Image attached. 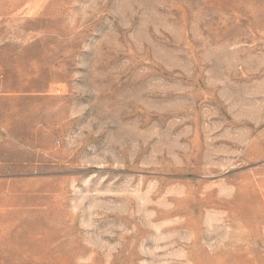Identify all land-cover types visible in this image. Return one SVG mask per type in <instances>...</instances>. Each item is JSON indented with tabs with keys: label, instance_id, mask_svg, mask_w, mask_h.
I'll list each match as a JSON object with an SVG mask.
<instances>
[{
	"label": "rangeland",
	"instance_id": "374dc122",
	"mask_svg": "<svg viewBox=\"0 0 264 264\" xmlns=\"http://www.w3.org/2000/svg\"><path fill=\"white\" fill-rule=\"evenodd\" d=\"M0 264H264V0H0Z\"/></svg>",
	"mask_w": 264,
	"mask_h": 264
}]
</instances>
